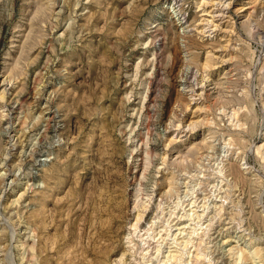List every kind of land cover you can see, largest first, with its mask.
Segmentation results:
<instances>
[{
    "label": "rangeland",
    "instance_id": "obj_1",
    "mask_svg": "<svg viewBox=\"0 0 264 264\" xmlns=\"http://www.w3.org/2000/svg\"><path fill=\"white\" fill-rule=\"evenodd\" d=\"M0 264H264V0H0Z\"/></svg>",
    "mask_w": 264,
    "mask_h": 264
},
{
    "label": "bare ground",
    "instance_id": "obj_2",
    "mask_svg": "<svg viewBox=\"0 0 264 264\" xmlns=\"http://www.w3.org/2000/svg\"><path fill=\"white\" fill-rule=\"evenodd\" d=\"M225 1V0H224ZM214 3V2H213ZM221 3H222V1H221ZM220 4V3H219ZM224 4V3H223ZM206 5H207V3H206ZM224 5H226V4H224ZM210 6V5H209ZM208 6V7H209ZM223 7H221V6H213V4H212V6H210L208 9H207V13H208V15H210V17L212 18V20H211V23H212V21H213V19H215L216 17H220L221 16V14H223ZM217 19V18H216ZM214 24V23H213ZM207 25V24H206ZM214 25H216V24H214ZM196 175V174H195ZM154 224V223H153ZM177 259V258H176Z\"/></svg>",
    "mask_w": 264,
    "mask_h": 264
}]
</instances>
